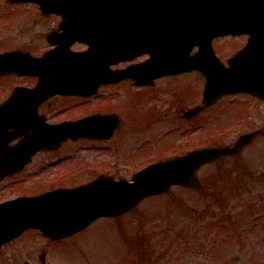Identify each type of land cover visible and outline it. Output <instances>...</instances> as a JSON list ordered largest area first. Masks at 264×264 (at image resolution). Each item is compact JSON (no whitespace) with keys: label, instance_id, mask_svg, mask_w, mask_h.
Masks as SVG:
<instances>
[{"label":"flooded vegetation","instance_id":"flooded-vegetation-1","mask_svg":"<svg viewBox=\"0 0 264 264\" xmlns=\"http://www.w3.org/2000/svg\"><path fill=\"white\" fill-rule=\"evenodd\" d=\"M250 4L249 7L252 9L259 7L255 2ZM251 12L246 11V13ZM39 14L42 15L41 12ZM235 22L238 24L240 20ZM58 23L59 21L43 36L37 38V41L41 38L45 46L42 52L33 50V46L29 48L16 45L0 52L21 50L33 56H40L52 47L48 37L57 29ZM258 32V43L248 50L246 48L250 34L247 32L216 36L212 40V47L208 44L203 46L200 42L195 43L190 54L194 57V64L202 66L205 72L217 77L224 75L227 81L248 82L247 87L229 91L211 105L195 112L190 110L198 108L203 101L206 82L203 71L194 69L177 75L154 77L153 74L159 71H155L153 66L145 69L139 66L150 57V54L132 60H121L111 65L113 71H119L113 77L81 76L82 81H100L95 90L91 91L90 87L96 85L86 83L81 86L87 88L83 93L58 92L44 99L40 98V94L35 95L28 90L15 93L17 88L36 86L40 75L16 71L3 73V69L0 68V106L4 105L0 108V206H3L0 212V228H7L8 222H35L41 225L69 222L71 217L65 218V216L74 203L73 197H69L71 195L38 198L59 190L71 191L99 178L106 179L107 184L112 181L132 180L145 166L173 156L174 154L152 156L151 113L152 109L159 111V98H168V100L172 98L173 104L169 107L171 110L181 105L178 110L185 120H193L211 110L213 115L211 120L214 122L219 119L225 131L228 129L241 131L230 143L218 145L233 144L242 134L257 132L250 143L244 146L242 150L244 152L262 140L264 138V22ZM55 39L52 37V40ZM78 44L80 43L76 42L73 47L76 49L87 47L84 44H81L82 47H77ZM242 51L244 52L238 58V53ZM223 65L226 73L223 71ZM35 70L28 69V71ZM54 77L56 76L51 74L49 76V78ZM260 85L263 91L257 93V87ZM184 98H189L191 101L185 105ZM223 106L224 111L227 110L226 113H215ZM200 121L207 125L209 118ZM176 127L171 128L170 131ZM146 131L148 133L144 134L143 132ZM135 134L141 136L139 151L145 154L143 158L135 155L137 150L132 146L128 147L124 144ZM41 141H47L51 147L36 150L34 147ZM71 145L75 146L73 151L68 149ZM205 146L210 145L194 148ZM190 149L175 154H183ZM140 160L144 161L143 164L136 167V163L141 162ZM175 187L182 188L174 186L171 191ZM28 198V201H24ZM80 199L83 200L84 195ZM149 199L152 197L145 198L122 215L102 216L86 228L68 230L59 235L56 230L53 231L54 235L49 234V229L46 227L25 228L12 240L1 241L0 264H65L60 260L64 252L72 253L75 250L77 252L79 250L82 254L87 252L83 247L86 245L84 238L96 222L114 220L109 221L113 223L112 225L124 222L123 217L130 216L137 207ZM4 231L5 229L2 233Z\"/></svg>","mask_w":264,"mask_h":264},{"label":"water","instance_id":"water-1","mask_svg":"<svg viewBox=\"0 0 264 264\" xmlns=\"http://www.w3.org/2000/svg\"><path fill=\"white\" fill-rule=\"evenodd\" d=\"M11 1L36 2L44 13H57L63 16L60 27L64 31L59 34V40L57 38L55 41L59 43V46L46 52L42 57L26 55L25 59L20 60L18 58L21 57L17 51L0 54L2 62L0 68L3 69V73L28 69L24 65H32L36 69L41 80L34 90L40 94L41 99L58 92L85 91L80 87L85 84L81 76L116 75L117 72L110 69L111 63L121 59H132L149 51L152 53V63L157 67H163V73L201 69L207 76L203 104L205 106L223 93L247 87L248 82L227 81L224 75L217 77L210 72H205L202 66L194 64V57H190L189 53L195 43L193 37L196 32L201 27H223L211 32L209 42L216 35L226 34L229 31L249 32L251 38L246 48L248 50L256 43L258 30L264 22V0H254L259 7L251 13L245 12V2L242 0ZM229 6H235L238 11L236 17L242 21L239 27L225 28L227 12L230 11ZM68 38L87 42L89 49L83 52L71 51V41ZM243 52L238 53V57ZM46 60L57 62L55 64V61L45 62ZM42 67L53 68L52 73L56 77L44 78L40 72ZM76 76L79 77L75 78ZM99 82L97 81L95 85ZM86 83L91 84V81ZM21 90L23 89L18 88L15 92ZM262 91L263 87L258 86L257 93ZM256 133L240 136L232 146L197 149L186 155L151 164L139 171L132 182L121 180L107 184L106 179L99 178L71 191L59 190L39 197L38 199H43L71 195L69 197H73L74 203L71 210H68V215L65 216V218L71 217V220L55 222L52 225L8 222L5 232L0 235V243L13 238L30 226L46 227L49 229V234H53L56 230L57 235L68 230L76 231L86 227L99 216L126 212L142 198L163 193L173 184L192 188L201 187L202 182L197 174L199 167L222 155L239 153ZM82 194L85 197L83 200L80 199ZM28 200L29 198L24 201ZM2 207L1 205L0 212Z\"/></svg>","mask_w":264,"mask_h":264},{"label":"rangeland","instance_id":"rangeland-1","mask_svg":"<svg viewBox=\"0 0 264 264\" xmlns=\"http://www.w3.org/2000/svg\"><path fill=\"white\" fill-rule=\"evenodd\" d=\"M39 12L37 4L10 5L0 0V50L15 45L33 46L35 51L44 49L43 41L40 38L38 42L37 38L55 26L59 17L42 16ZM171 99L159 98V111L152 109L153 157L197 146L230 143L241 132L225 131L219 119L214 124L211 110L193 120H185L178 110L181 105L174 110L169 108L173 104ZM190 101L184 98L183 104ZM226 111L223 106L215 113ZM208 118L207 125L200 121ZM224 120L226 124V117ZM140 139L135 134L130 140L132 143L124 144L132 146L137 150L135 155L143 158L145 154L139 151ZM74 148V145L68 147L70 151ZM140 161L136 167L143 164ZM199 174L205 182L201 190L175 187L168 194L142 203L130 216L123 217L124 222L117 225L109 222L114 220L96 222L84 238L83 247L87 252H64L61 262L264 264V138L239 156L225 157L219 164L204 166ZM208 222H228L230 228L219 232V225L214 223L212 229L206 230Z\"/></svg>","mask_w":264,"mask_h":264},{"label":"trees","instance_id":"trees-1","mask_svg":"<svg viewBox=\"0 0 264 264\" xmlns=\"http://www.w3.org/2000/svg\"><path fill=\"white\" fill-rule=\"evenodd\" d=\"M214 223H217L219 225V228H220L219 232L224 231L226 228H230V226L228 225V222H208V223H205L206 230L212 229ZM170 232H171V230H170ZM175 240H179V239H175Z\"/></svg>","mask_w":264,"mask_h":264}]
</instances>
